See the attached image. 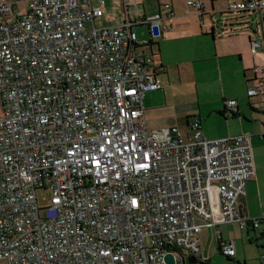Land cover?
<instances>
[{
    "label": "built area",
    "instance_id": "2783aa9c",
    "mask_svg": "<svg viewBox=\"0 0 264 264\" xmlns=\"http://www.w3.org/2000/svg\"><path fill=\"white\" fill-rule=\"evenodd\" d=\"M104 4L0 0V260L9 264H167L169 253L184 264L202 258L203 227H264L239 204L255 175L252 135L208 138L198 117L187 139L149 128L144 96L163 82L136 29L161 36L163 15L131 16L125 1L123 23L99 26ZM227 11L264 12V0ZM252 75L248 96L264 113V66ZM226 107L237 115L235 100ZM41 188L51 192L44 212ZM220 250L234 258L235 241Z\"/></svg>",
    "mask_w": 264,
    "mask_h": 264
},
{
    "label": "crops",
    "instance_id": "0c3cea01",
    "mask_svg": "<svg viewBox=\"0 0 264 264\" xmlns=\"http://www.w3.org/2000/svg\"><path fill=\"white\" fill-rule=\"evenodd\" d=\"M125 1L130 4L131 16L149 17L158 12L163 15L161 36L153 37L149 28H137L140 49L153 56L152 69L163 82L162 89L149 91L144 96L148 127H176L187 139L190 122L198 117L206 137L250 133L254 157L264 154V113L252 105L247 91L253 76L250 59L256 62L259 54V51L253 54L252 48L258 42L251 34L247 43L242 38L235 42L217 41L224 38L223 33L227 30L229 37L250 30L259 19L253 15L244 16L242 12L238 13L240 18L230 21L215 17L225 12L229 2L234 0H197L201 2V8L188 6L187 0H123L124 7L117 0H105L104 15L98 20L102 26L117 25L126 20ZM133 3H137V13ZM168 3L172 5L169 12L163 8ZM260 15L262 18L264 14ZM234 23L239 25L231 26ZM225 24L227 29L223 31ZM232 27L240 30L232 32ZM257 32L260 34L259 29ZM261 44L264 46V42ZM231 99L239 107L235 116L226 107V101ZM262 176L264 162L256 160L255 175L247 182L246 194L239 201L246 217L264 216ZM197 221L202 222L200 217ZM200 238L202 258L199 262L264 264V227L258 231L252 227L243 230L238 224H225L220 227L219 235L214 228L203 227ZM231 240L236 244L234 258L226 257L220 250L222 241Z\"/></svg>",
    "mask_w": 264,
    "mask_h": 264
},
{
    "label": "rangeland",
    "instance_id": "374dc122",
    "mask_svg": "<svg viewBox=\"0 0 264 264\" xmlns=\"http://www.w3.org/2000/svg\"><path fill=\"white\" fill-rule=\"evenodd\" d=\"M117 1H119V5L121 7L122 6L124 7L123 0H117ZM94 2L96 3V0H94ZM224 6H226V5H224ZM209 8H210V6H209ZM113 11H114V7H112V12ZM225 12L226 13H223V14L222 13H218V14H216L215 17H217L219 19H223L225 21H228V20L230 21V20H232V18L236 19V18H240L241 17V16L238 15V13H227L228 12L227 8L225 9ZM251 15H253L255 18H258L259 20H261L260 13H255V14L252 13ZM97 25L102 26V22L101 21H97ZM141 27H143L145 29L148 28L146 25H141V26H138L137 28H141ZM258 29L260 30V34H258V32H256ZM136 31H137V29H136ZM262 31H263L262 30V26L255 22V24L253 25V27L250 30H245V31L241 32L239 35L234 36V37H229V32L227 30L225 33H223L224 38L217 39V41H219V42H222V41L235 42L239 38H242L247 43V41H249V35L251 34L252 37L255 38V41L260 44V43L264 42V35H263ZM249 46H251L250 43H249ZM250 64H251L250 69H253L254 66H259V67L264 66V48H263V46H259V54L257 56L256 62H254L253 59H250ZM2 104H3V101H2V96H1V93H0V106H2ZM188 132H190V130ZM256 160H257V162H264V154H261V155L256 154V158L254 157V162L255 163H256ZM262 187L264 189V176H262ZM37 195H38L39 206L42 208V212H44V208L46 206H48L49 203H50L51 192H50L49 189L41 188V189H39L37 191ZM259 229H257V231ZM188 263L189 262L187 261L186 264H188ZM0 264H9V263H8L7 260H0Z\"/></svg>",
    "mask_w": 264,
    "mask_h": 264
},
{
    "label": "water",
    "instance_id": "95a60500",
    "mask_svg": "<svg viewBox=\"0 0 264 264\" xmlns=\"http://www.w3.org/2000/svg\"><path fill=\"white\" fill-rule=\"evenodd\" d=\"M177 256L182 258V256H180V255H177ZM182 259L184 261V264H186L187 259H188L189 263H197L198 262L199 264H209V263H206L204 261L199 262L197 259H195L193 257H188L187 259L186 258H182ZM165 261L167 262V264H177V262H176V254L175 253L167 254L166 257H165Z\"/></svg>",
    "mask_w": 264,
    "mask_h": 264
},
{
    "label": "trees",
    "instance_id": "16d2710c",
    "mask_svg": "<svg viewBox=\"0 0 264 264\" xmlns=\"http://www.w3.org/2000/svg\"><path fill=\"white\" fill-rule=\"evenodd\" d=\"M223 13H226V12H222V14H223ZM227 13H230V12H227ZM242 13H245L244 16L252 17V15H251L252 13H250V12L244 11V12H242ZM255 13H262V14H264V12H254V14H255ZM232 20H234V19H232ZM228 21H229V20H228ZM256 23H258V24H260V25L262 26V30H263L262 33H263V35H264V15L262 16L261 20L257 21ZM226 25H227V24H225V27H226V28H223V29H222L223 31L227 29V26H226ZM237 25H239V24H238V23L231 24V26H237ZM244 28H245V29H250L249 26H245ZM239 30H240V29L237 28V27H236V28H234V27L231 28V31H232V32H238ZM250 105H251V104H250ZM251 106H252V105H251ZM251 108H253V107H251Z\"/></svg>",
    "mask_w": 264,
    "mask_h": 264
}]
</instances>
